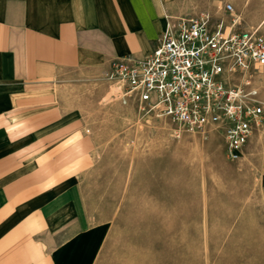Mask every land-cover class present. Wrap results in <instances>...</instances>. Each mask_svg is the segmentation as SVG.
I'll use <instances>...</instances> for the list:
<instances>
[{"label":"crops","instance_id":"0c3cea01","mask_svg":"<svg viewBox=\"0 0 264 264\" xmlns=\"http://www.w3.org/2000/svg\"><path fill=\"white\" fill-rule=\"evenodd\" d=\"M224 3L254 7L250 0H0V264H93L104 234L98 219L77 234L78 182L97 164V143L60 101L58 75L148 55L168 16H216ZM254 148L262 149L264 192V124L246 155Z\"/></svg>","mask_w":264,"mask_h":264},{"label":"rangeland","instance_id":"374dc122","mask_svg":"<svg viewBox=\"0 0 264 264\" xmlns=\"http://www.w3.org/2000/svg\"><path fill=\"white\" fill-rule=\"evenodd\" d=\"M250 1L234 9L264 30V0ZM58 77L60 101L97 143L75 218L77 234L103 221L93 264H264L261 148L233 162L219 134H177L167 120L140 115L122 103L109 67ZM252 85L262 101L264 70Z\"/></svg>","mask_w":264,"mask_h":264},{"label":"built area","instance_id":"2783aa9c","mask_svg":"<svg viewBox=\"0 0 264 264\" xmlns=\"http://www.w3.org/2000/svg\"><path fill=\"white\" fill-rule=\"evenodd\" d=\"M224 14L168 16L152 52L113 60L109 75L122 83L123 104L167 120L177 134L204 140L219 134L227 158L237 162L264 124V105L252 85L264 68V34L232 4Z\"/></svg>","mask_w":264,"mask_h":264}]
</instances>
